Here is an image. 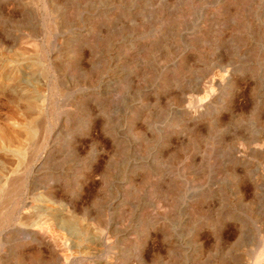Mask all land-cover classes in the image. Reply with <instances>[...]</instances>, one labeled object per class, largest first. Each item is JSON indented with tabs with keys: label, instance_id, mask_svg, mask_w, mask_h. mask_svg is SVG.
Returning a JSON list of instances; mask_svg holds the SVG:
<instances>
[{
	"label": "rangeland",
	"instance_id": "1",
	"mask_svg": "<svg viewBox=\"0 0 264 264\" xmlns=\"http://www.w3.org/2000/svg\"><path fill=\"white\" fill-rule=\"evenodd\" d=\"M1 131L0 264H264V0H0Z\"/></svg>",
	"mask_w": 264,
	"mask_h": 264
},
{
	"label": "bare ground",
	"instance_id": "2",
	"mask_svg": "<svg viewBox=\"0 0 264 264\" xmlns=\"http://www.w3.org/2000/svg\"><path fill=\"white\" fill-rule=\"evenodd\" d=\"M26 94H27L26 95V100H25L26 101V110L29 111V112L38 110V105L36 104V102H35V100H34V98L32 96V93H29V92L27 93L26 92ZM33 127L29 131L34 132L35 128H33ZM12 141H13L12 136H7L5 131H1L0 132V143H1L2 146H4V147L9 146V145H11Z\"/></svg>",
	"mask_w": 264,
	"mask_h": 264
}]
</instances>
